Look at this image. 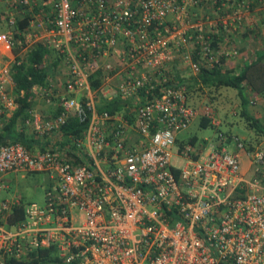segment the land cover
<instances>
[{
    "label": "built area",
    "instance_id": "built-area-1",
    "mask_svg": "<svg viewBox=\"0 0 264 264\" xmlns=\"http://www.w3.org/2000/svg\"><path fill=\"white\" fill-rule=\"evenodd\" d=\"M217 2L0 0V117L15 108L14 48L22 58L41 46L64 64L56 84L33 87L60 108L26 121L40 145L0 146V193L10 174L49 177L44 204L25 202L13 223L21 200L0 197V264L48 247L63 264H264V134L252 145L227 132L204 144L180 135L209 110L189 103V79L173 66L196 76L239 53L213 44L215 27L236 29L229 14L203 13L225 10ZM113 99L122 111H99ZM71 114L85 128L64 136Z\"/></svg>",
    "mask_w": 264,
    "mask_h": 264
},
{
    "label": "trees",
    "instance_id": "trees-1",
    "mask_svg": "<svg viewBox=\"0 0 264 264\" xmlns=\"http://www.w3.org/2000/svg\"><path fill=\"white\" fill-rule=\"evenodd\" d=\"M221 0L217 3L220 4ZM3 21V16L0 11V22ZM28 24V20L21 21L18 24L22 28ZM216 35L213 37V44L217 46L218 40ZM19 49L14 48L13 52L16 54L12 66V80L14 82V101L15 108L10 111L4 112L0 117V146L12 142H20L26 147L33 148L39 146L40 142L34 138L33 134L28 135L25 131L26 121L32 120V110L34 108V86H44L50 79L49 68L46 63L48 50L44 47L37 46L32 50L26 52L23 57L18 56ZM221 59L219 65L213 67L201 66L199 73L191 77L188 82L189 90L195 88L196 85L201 87H217L225 86L236 90L241 102V116L250 122L256 131L264 134L263 125L261 120L256 118L248 109L250 104L249 99L251 96H260L264 99V46L258 50L254 57L245 63H241L238 67H226ZM55 62V61H53ZM56 65L55 63H52ZM94 79V80H93ZM93 87L99 83L98 78L92 76ZM124 101L121 99H113L109 102H104L99 108V111H108L109 113L120 112L123 110ZM60 111H52V116H56ZM199 124L201 127L213 126L212 121L205 117L200 116ZM66 123L60 127L62 135H79L82 129L85 128V123L79 122L76 115H68ZM68 139V138H67ZM36 141V142H35ZM194 142L195 139H190ZM67 141H65L66 143ZM24 201L21 200L14 209L11 211L9 221L13 223L17 221L23 214ZM6 264H63L58 258L56 249L54 247L41 248L19 259L8 258Z\"/></svg>",
    "mask_w": 264,
    "mask_h": 264
},
{
    "label": "rangeland",
    "instance_id": "rangeland-1",
    "mask_svg": "<svg viewBox=\"0 0 264 264\" xmlns=\"http://www.w3.org/2000/svg\"><path fill=\"white\" fill-rule=\"evenodd\" d=\"M225 10L222 12H217V6L215 4H206L201 5V8L203 10V13L209 14L211 19H216V15H225L230 14V9L235 6V9L238 8L236 4H232L233 0H223ZM264 2V1H263ZM255 1L253 0H245L242 11H251V4L256 6ZM262 4V3H261ZM253 7V8H254ZM261 9L259 14V19H263L264 14V6L260 5ZM246 16V15H245ZM257 13H249L246 17L249 18V22L252 21L250 25H252L253 28H251V31H257V27L255 26V21L252 19L253 17L257 18ZM264 23V19H263ZM261 23V24H263ZM7 26L6 23L2 22L0 25V33L5 32ZM264 28V25H263ZM254 34V33H253ZM252 34V35H253ZM233 42V41H232ZM225 49H231L236 48L233 43L229 41V43H224ZM239 51V50H238ZM55 52H49L46 57V63L49 68V74L52 77V82L56 84L54 81L55 76H60L59 74L63 72V65L60 62L59 58H56L53 54ZM5 59V58H4ZM9 59V57H7ZM54 59L56 62H53ZM223 59L224 63H222L226 67H238L242 63V59L238 55L227 58L226 56L221 58ZM52 63H55L56 65H53ZM172 71L175 75V77L182 78V79H190L191 77H194V73L184 65V63H176ZM13 96L15 95L14 88L12 90ZM251 96L250 99L255 100V102H251L249 99L250 104L248 105V109L252 111V114L256 116L259 120H261V126L263 125L264 128V100L260 98V96ZM188 100L189 103L192 104L194 107L198 108L200 111H203L208 108L209 110V116H205L209 118L213 126L208 127H201L199 124L200 116L203 114H200L199 116H196L189 126L181 132V136L185 140L195 139V143L197 144H204L205 141L202 139L208 138L212 139L214 138L218 132H227L231 133L233 135H237L238 137L245 139V141H248V144L256 142L262 134L259 130L256 131L255 127H252L249 121H247L246 118L241 116V102L239 99V96L236 92V90L225 87V86H213V87H201L199 88V85H196L195 88L190 89L188 92ZM43 102V103H42ZM45 101L43 98L37 97L35 100V106L39 108H47L45 106ZM43 113L46 112V110H42ZM203 113V112H200ZM263 114V115H262ZM252 147V146H251ZM172 162L176 163L177 165H180L181 161L179 159L173 158ZM242 166L245 168L247 166V160L245 155H242ZM9 188L6 190H3L0 193V197L5 198H13L18 196L20 200H23L24 202H30L34 201L40 205L44 204V192L48 186V175L41 173V172H34V173H22L19 172L16 175L10 174L7 177Z\"/></svg>",
    "mask_w": 264,
    "mask_h": 264
},
{
    "label": "crops",
    "instance_id": "crops-1",
    "mask_svg": "<svg viewBox=\"0 0 264 264\" xmlns=\"http://www.w3.org/2000/svg\"><path fill=\"white\" fill-rule=\"evenodd\" d=\"M249 1H251V0H249ZM254 1L256 3V4L254 3L256 6L254 7V5L251 4L252 9H250L251 11H249V12L248 11H242V9H239V8L235 9V6H233V8L230 9L232 26L233 27L236 26L235 30H232L231 32H227V31L225 32V31H223L217 27H215L213 29L215 31L216 36H217L216 39H219L217 45H219L221 47V46H224V43H229V41H230L231 43H233L235 46L238 47L239 56L242 59V63L249 61L252 57H254L255 53L264 46V28H263L264 14H262L263 19L258 18V17H260L259 12H260V10H262L260 5L264 6V2H263L264 0H253V2ZM0 10L2 12H4L5 8L2 5H0ZM249 13H257L258 14L257 18H255V17L252 18L255 21V26L257 27V31L250 32L251 28H253V27H252V25H250L252 23V21L249 22V20H248L249 18L246 17ZM261 23H263V24H261ZM0 46H1L0 47V56L3 57L4 56V47L1 44H0ZM60 76H61V79L64 78V75H60ZM61 79H60V81H61ZM61 91H62V88H61ZM36 98H37L36 94H34V97H33L34 108H33V110H34L35 114H38V115L42 114L43 113L42 110H47L48 112L49 111L52 112L53 110H58V107L56 106L55 103L45 104V106L47 108H39V107L35 106ZM261 99L264 100L263 98H261ZM249 111L252 113V111L250 109H249ZM254 116H255V114H254ZM25 130H26L25 132L28 135H30V134L34 135L33 127H32L31 123L27 124ZM34 137H36V136H34ZM35 145H36V143L33 144V148L36 147Z\"/></svg>",
    "mask_w": 264,
    "mask_h": 264
}]
</instances>
